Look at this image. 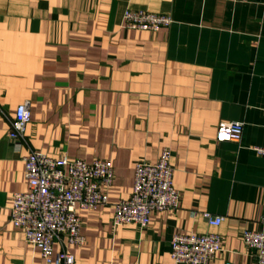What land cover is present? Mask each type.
<instances>
[{
    "label": "crops",
    "instance_id": "obj_1",
    "mask_svg": "<svg viewBox=\"0 0 264 264\" xmlns=\"http://www.w3.org/2000/svg\"><path fill=\"white\" fill-rule=\"evenodd\" d=\"M126 8L172 16L158 32L122 26ZM29 101L25 143L8 136ZM242 121L239 142L217 141ZM264 0H0V264H49L10 222L26 190L23 157L110 159L108 203L77 208L74 264H172L175 233L217 232L210 264H257L242 240L264 211ZM171 151L176 210L149 224H113L137 161ZM202 211L223 215L209 226ZM54 252L61 249L53 243Z\"/></svg>",
    "mask_w": 264,
    "mask_h": 264
},
{
    "label": "built area",
    "instance_id": "obj_2",
    "mask_svg": "<svg viewBox=\"0 0 264 264\" xmlns=\"http://www.w3.org/2000/svg\"><path fill=\"white\" fill-rule=\"evenodd\" d=\"M172 23L173 18L167 13L130 8L122 13V26L129 29L158 32ZM30 120L29 101L18 104L8 132L16 146L25 143V129ZM242 132V121H221L215 138L239 142ZM253 150L264 156V146H254ZM170 159V149L163 147L155 162L135 163L131 194L115 203L114 225L134 223L145 228L152 212L178 209L180 193L173 184ZM23 161L26 190L13 193L9 222L22 230L27 242L39 248L47 263L74 264L75 257L68 246H79L85 241L77 208L93 209L108 203L105 189L113 182L112 161L52 157L35 149H30ZM200 214L209 226H218L225 219L209 211ZM222 240V235L213 231L175 233L171 238L172 264H210L222 249ZM242 240L255 262L264 264V211L260 228L244 229ZM56 241L61 249L54 252Z\"/></svg>",
    "mask_w": 264,
    "mask_h": 264
}]
</instances>
